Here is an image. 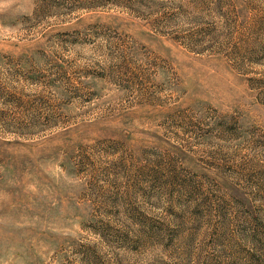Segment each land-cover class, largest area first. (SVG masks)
<instances>
[{
	"label": "rangeland",
	"instance_id": "1",
	"mask_svg": "<svg viewBox=\"0 0 264 264\" xmlns=\"http://www.w3.org/2000/svg\"><path fill=\"white\" fill-rule=\"evenodd\" d=\"M0 264H264V0H0Z\"/></svg>",
	"mask_w": 264,
	"mask_h": 264
}]
</instances>
